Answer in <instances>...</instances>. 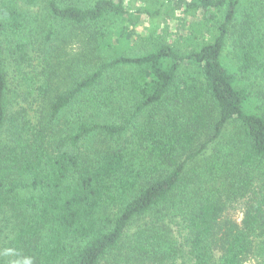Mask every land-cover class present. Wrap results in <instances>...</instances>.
Returning <instances> with one entry per match:
<instances>
[{
  "label": "trees",
  "instance_id": "16d2710c",
  "mask_svg": "<svg viewBox=\"0 0 264 264\" xmlns=\"http://www.w3.org/2000/svg\"><path fill=\"white\" fill-rule=\"evenodd\" d=\"M185 4L219 15L209 42L186 54L160 43L128 57L118 49L129 39L104 31L128 15L126 0H0V29L23 39L18 52L52 42L58 26H93L101 56L53 98L51 121L70 110L74 124L53 149L45 123L11 119L0 150V264H246L252 255L264 264V92L239 79L264 82V0ZM37 7L42 14L27 11ZM127 66L136 71L108 85ZM32 85L31 94L52 92L49 80ZM7 89L0 47V131ZM229 125L214 153L188 167L208 146L192 152L197 136L211 128L215 141ZM94 135L110 145L83 152ZM239 203L241 222L228 216Z\"/></svg>",
  "mask_w": 264,
  "mask_h": 264
},
{
  "label": "rangeland",
  "instance_id": "374dc122",
  "mask_svg": "<svg viewBox=\"0 0 264 264\" xmlns=\"http://www.w3.org/2000/svg\"><path fill=\"white\" fill-rule=\"evenodd\" d=\"M63 1L90 6L97 0ZM187 1L190 0H174V2L168 0H126L128 15L109 22L106 26H110V28L105 27L104 31L110 29L116 38L124 34L129 39H124L123 43L120 42L118 49L119 53L128 57L145 55L160 43H167L186 54L196 49L202 40L207 42L211 40L212 34L215 32L216 19L214 17H219L216 11L187 12L185 9ZM27 11L36 14L40 12V9L38 7L29 8ZM41 12L40 14H42ZM94 29L93 26H85L81 29H76L74 26H58L59 34L55 40L50 43H45L42 40L38 44L35 43L36 45L28 44V55L22 54L16 49L17 45L23 42L21 37L0 29L2 64L8 82L5 96L7 121L0 131V150L9 142L13 116H17L19 122L24 124V119L31 121L33 125H37L38 121L45 123L48 128L47 142L51 149L56 146L60 137L73 132L74 124L70 120V110L51 121L50 104L54 97L70 90L77 80L93 73L100 64L101 56L93 49L90 40ZM229 47L228 53L230 52ZM135 71L136 69L130 66L121 69L116 72L115 76L108 77V85L114 80L115 83L118 78L133 74ZM186 71L196 75L202 81L196 69L186 68ZM239 79L253 93L264 92L262 78L250 75L249 77H239ZM46 80H49L53 85L52 92L45 97L37 95L36 88L41 87L43 81ZM30 85L36 91L35 94H31ZM215 117L216 113L213 114L214 119ZM102 120L108 121V118ZM231 131L232 127L229 125L222 137L211 142L212 129L203 130L197 136L192 152H197L204 144L208 143V146L202 154L190 161L192 163H188V167L212 155L218 145L227 139ZM109 145L110 142L104 136L94 135L83 143L81 150L92 152ZM243 208L244 206L240 203L231 206L228 216L241 222ZM3 229H5V219L0 213V232ZM0 237H3V232L0 233ZM2 241L3 239H0V242ZM257 257L256 255L250 256L246 264H256L260 259Z\"/></svg>",
  "mask_w": 264,
  "mask_h": 264
}]
</instances>
